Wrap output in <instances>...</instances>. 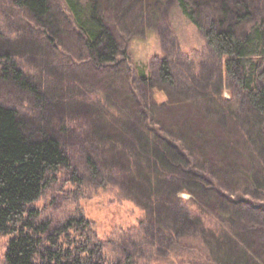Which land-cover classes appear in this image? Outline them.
<instances>
[{
  "label": "trees",
  "instance_id": "16d2710c",
  "mask_svg": "<svg viewBox=\"0 0 264 264\" xmlns=\"http://www.w3.org/2000/svg\"><path fill=\"white\" fill-rule=\"evenodd\" d=\"M138 1L63 0L58 8L55 0H0V83L28 93L41 115L35 124L16 103L0 100V232L12 234L5 264H112L100 245L70 238L71 230L84 227L82 219L52 228L29 206L63 170L71 182L92 172L93 181L106 184L108 161L118 163L112 178L119 193L143 211L132 244H122L115 264H131L130 248L138 243L155 264H264V0H165L207 40L210 53L189 80L176 71L171 51L155 71L131 61L119 31ZM150 5L162 18L159 0ZM108 12L116 16V31ZM69 23L76 63L60 44ZM21 58L41 64L44 86ZM84 71L105 74L107 89L120 79L113 90L126 104H114L115 91L92 100L76 93L84 83L75 73ZM160 92L167 99L159 101ZM183 106L203 111L202 117L180 116L173 125L163 118ZM69 107L80 111L81 121L51 120L56 113L45 112ZM225 122L235 139L222 134ZM74 135L97 138L90 148L99 154L82 156L71 147ZM244 157L261 171L243 164Z\"/></svg>",
  "mask_w": 264,
  "mask_h": 264
},
{
  "label": "rangeland",
  "instance_id": "374dc122",
  "mask_svg": "<svg viewBox=\"0 0 264 264\" xmlns=\"http://www.w3.org/2000/svg\"><path fill=\"white\" fill-rule=\"evenodd\" d=\"M55 2L58 8L63 7V0H55ZM153 2L154 0L138 1L137 5L133 7V10L128 13L127 18L121 20L122 24L123 22L125 23L121 26L122 32L119 31V33H121L120 38L122 39V44L128 48L131 61L134 65L144 67L147 71H155L158 66L159 57L170 54V51L175 53L174 57L178 58L176 71L181 75L185 74L186 79H188L189 74H194V71L198 72L200 67L204 65L205 58L210 53L206 46L207 40H205L204 33L191 24L180 9L174 6L171 1L159 0L158 8L163 17L156 18L149 9L151 7L150 4ZM261 3L263 5L261 6L259 15H264V2ZM14 17H16V15ZM107 17L109 25L116 31L117 21L115 14L108 12ZM72 33L74 32L71 23H69L66 27V31L60 37V44L65 51L70 52L74 58H76V63L80 61V58L78 59L79 49ZM38 34L39 33H36V35ZM9 46L12 47L11 44ZM21 59L23 60L24 68L31 71L30 75L33 79L35 78L36 81H41L44 86L47 79L45 80L46 75L44 70H41V64L34 66V64L31 65L26 59ZM40 76H43V78ZM185 76H183L184 79ZM74 78L80 81L82 80L84 83V86L75 92L79 94L82 93L85 100H92V97L101 99L103 97L102 93H105V91H115L113 95L114 104H123L121 106L126 104L124 97L116 90H113L116 84L122 85L120 79L117 78L119 83L116 82V80V84L114 83L113 87L111 86L112 89H107L106 87L108 85H106V82L108 79L105 78V74L103 73L95 74L84 71L79 72V74L75 73ZM186 89H190V87L185 86V90ZM196 92L199 94V91L196 90ZM172 94L173 98L177 96L175 93ZM224 95L228 98L230 95L226 86ZM30 98L28 93L16 91L13 86L0 83V100L16 103L21 111V115L28 119H33V122L36 124L39 123V117L41 116L40 110L35 107V104L31 102ZM157 99L159 101L165 100L167 99V95L164 92H160L157 94ZM193 109L192 106H183V108L178 111L176 109L172 110V115L169 114V112L165 113L163 118L167 122L172 123V125L174 124V120H178L180 116L184 115H194L193 118L196 121L197 114L198 117H202L201 114H203V111L199 113ZM117 110L119 109L117 108ZM45 112L49 114L56 113L50 114L51 120L53 117L62 119L61 121H64V119L68 117L69 120H82L80 118L82 116L78 114L80 111L75 110L73 107L63 109L62 113L59 110H49V108H46ZM28 122L30 126L26 127V129H28L27 131L30 133L34 127L31 125L32 123L30 121ZM67 122L69 121L67 120ZM72 122L73 121H71V123ZM217 125L222 126L220 123ZM225 125L226 127L224 128L226 132L222 130V134H225L227 138L230 137L231 139V137H234L235 139L237 133L233 131L232 125L228 122H225ZM77 131L78 133L82 132L80 128L77 129ZM96 139L97 138L92 139L74 135L70 137L69 141H72L71 143L73 145L71 147L81 151L83 156V153L94 150V148L90 147H92L91 145ZM71 143L66 141L67 145H71ZM94 152L99 154L98 149H95ZM79 156L76 161H78V165L82 167V160L79 159ZM242 162L247 165L248 168H251L254 173L261 171L260 164L256 161H249L244 157ZM117 165L118 163L115 164V162L108 161L104 164V167H102L103 171H105L106 184H101L97 182V180L93 181L92 172L90 174L91 178H89L88 175H82L81 180L77 181V183L71 182L72 174L63 170L61 174L57 175L56 179L54 178L50 181L49 187L43 191L40 198L29 205L31 208H36L38 210L39 222L50 221L52 222V228L56 227L59 229L65 222L75 217L82 219V221H84L82 226L84 227H75V229L71 230L70 238L75 239L76 237V240H79L78 243L83 242L90 245V247L93 245H100L102 247L100 250L104 252L103 254L105 256L106 253H108V255L111 254L109 262L112 264L118 262L116 257L119 256L118 251L121 252L119 249L122 247V244H132L133 235L136 234L137 228H139L138 222L140 218L143 217V211L140 207L132 201L127 200L125 196L119 193L115 184L116 182L113 180V178L118 175L116 170L118 168ZM77 169L79 171V168ZM182 196L188 198L189 194L184 193ZM209 220L212 222L211 225L215 227L216 220L214 218H209ZM11 237L12 234H2L0 232V264H5V252ZM145 245L146 244L143 245L138 243L133 249L132 247L130 248L131 253L134 251L130 259L131 264H155L154 260H152L153 257L150 258L147 246ZM144 247H146V249Z\"/></svg>",
  "mask_w": 264,
  "mask_h": 264
}]
</instances>
